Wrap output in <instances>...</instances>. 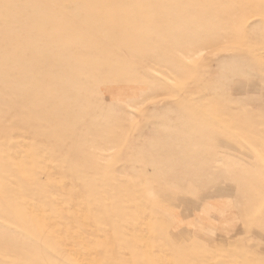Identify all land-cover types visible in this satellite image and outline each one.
<instances>
[{"label":"rangeland","instance_id":"374dc122","mask_svg":"<svg viewBox=\"0 0 264 264\" xmlns=\"http://www.w3.org/2000/svg\"><path fill=\"white\" fill-rule=\"evenodd\" d=\"M0 264H264V0H0Z\"/></svg>","mask_w":264,"mask_h":264}]
</instances>
